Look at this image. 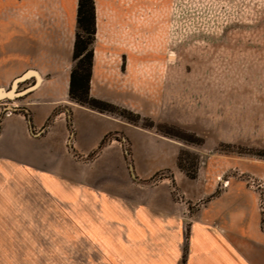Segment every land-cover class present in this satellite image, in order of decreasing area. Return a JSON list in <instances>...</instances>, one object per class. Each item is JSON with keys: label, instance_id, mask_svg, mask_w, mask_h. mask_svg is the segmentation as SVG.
I'll return each mask as SVG.
<instances>
[{"label": "crops", "instance_id": "obj_1", "mask_svg": "<svg viewBox=\"0 0 264 264\" xmlns=\"http://www.w3.org/2000/svg\"><path fill=\"white\" fill-rule=\"evenodd\" d=\"M9 2L0 0V89L29 82L13 97L0 95V251L77 240L80 264H264L253 183L264 178V163L241 162L240 176L204 169L190 179L168 166L167 142L151 134H126L137 148L131 164L120 146L100 147L119 121L69 99L71 43L28 36L17 11L8 15ZM90 93L117 102L102 82ZM168 167L178 202L167 179L144 184Z\"/></svg>", "mask_w": 264, "mask_h": 264}, {"label": "rangeland", "instance_id": "obj_2", "mask_svg": "<svg viewBox=\"0 0 264 264\" xmlns=\"http://www.w3.org/2000/svg\"><path fill=\"white\" fill-rule=\"evenodd\" d=\"M77 1L10 0L7 13L17 11L25 33L42 44L53 36L70 42L72 54ZM94 7L90 88L102 82L117 102L89 89L103 105L87 108L119 121L100 147L120 146L131 164L137 148L126 134H151L167 142L168 166L177 164L190 179L204 169L240 176L241 162L264 163V0H94ZM27 82L13 83L15 95ZM172 175L163 168L144 184L167 179L178 202ZM262 182L253 176L261 195ZM56 246L0 251V264L81 263L79 241Z\"/></svg>", "mask_w": 264, "mask_h": 264}, {"label": "trees", "instance_id": "obj_3", "mask_svg": "<svg viewBox=\"0 0 264 264\" xmlns=\"http://www.w3.org/2000/svg\"><path fill=\"white\" fill-rule=\"evenodd\" d=\"M94 0H78L76 11L77 32L75 35L72 59L75 61L70 72L69 99L89 108H102L101 101L89 93L92 71L95 34Z\"/></svg>", "mask_w": 264, "mask_h": 264}, {"label": "built area", "instance_id": "obj_4", "mask_svg": "<svg viewBox=\"0 0 264 264\" xmlns=\"http://www.w3.org/2000/svg\"><path fill=\"white\" fill-rule=\"evenodd\" d=\"M11 113V110H8V109H4L3 111V114L5 115H9ZM227 185V181H223L222 182V186L225 187ZM259 186L262 187V195H261V199H260V208H261V211H262V226H263V229H264V182H262V184H260Z\"/></svg>", "mask_w": 264, "mask_h": 264}, {"label": "water", "instance_id": "obj_5", "mask_svg": "<svg viewBox=\"0 0 264 264\" xmlns=\"http://www.w3.org/2000/svg\"><path fill=\"white\" fill-rule=\"evenodd\" d=\"M14 94H15L14 92H11V89L7 90V91L0 89V95H6L7 97H10V96H12Z\"/></svg>", "mask_w": 264, "mask_h": 264}]
</instances>
